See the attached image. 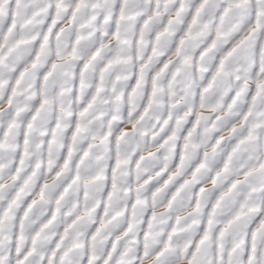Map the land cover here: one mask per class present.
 <instances>
[{
  "label": "snow or ice",
  "instance_id": "6c2138e0",
  "mask_svg": "<svg viewBox=\"0 0 264 264\" xmlns=\"http://www.w3.org/2000/svg\"><path fill=\"white\" fill-rule=\"evenodd\" d=\"M0 264H264V0H0Z\"/></svg>",
  "mask_w": 264,
  "mask_h": 264
},
{
  "label": "rangeland",
  "instance_id": "374dc122",
  "mask_svg": "<svg viewBox=\"0 0 264 264\" xmlns=\"http://www.w3.org/2000/svg\"><path fill=\"white\" fill-rule=\"evenodd\" d=\"M161 211H163V209H161Z\"/></svg>",
  "mask_w": 264,
  "mask_h": 264
}]
</instances>
